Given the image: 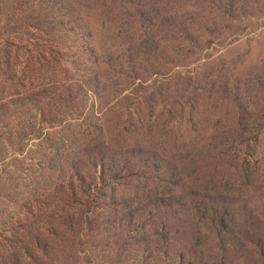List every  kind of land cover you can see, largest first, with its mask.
<instances>
[{
    "label": "rangeland",
    "instance_id": "obj_1",
    "mask_svg": "<svg viewBox=\"0 0 264 264\" xmlns=\"http://www.w3.org/2000/svg\"><path fill=\"white\" fill-rule=\"evenodd\" d=\"M0 264H264V0H0Z\"/></svg>",
    "mask_w": 264,
    "mask_h": 264
}]
</instances>
